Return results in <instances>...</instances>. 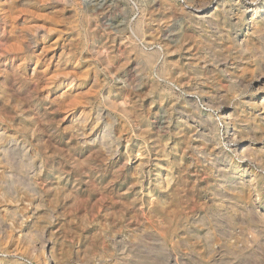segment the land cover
<instances>
[{"label": "rangeland", "instance_id": "obj_1", "mask_svg": "<svg viewBox=\"0 0 264 264\" xmlns=\"http://www.w3.org/2000/svg\"><path fill=\"white\" fill-rule=\"evenodd\" d=\"M2 1L5 10L12 11L17 31L10 36L0 22V53L11 47L6 60L0 54V84L21 101L28 116L27 134L18 121L2 130L7 128L9 138H25L32 146L25 157L29 171L40 166L33 149L39 152L44 167L39 184L46 192L59 177L66 196L58 207L63 217L50 229L58 236L57 249L72 254L69 263L84 264L88 255L96 254L93 264H264V231L258 235L261 245L253 249L232 246L239 239L252 241L256 230L243 215V205L236 211L234 202L228 201L231 197L215 190L221 181L218 171L229 160L238 162L233 144L224 141L223 108L230 107L231 113L241 99H262L264 72L255 74L241 97L239 83L214 73L215 68L221 70L226 56L237 63L236 51L227 52L222 60L218 54L225 51L216 41L215 28L195 30L186 18L187 12L199 11L203 1L211 2L215 12L220 10L217 2L227 0H168V8L156 6L159 0H33L29 6L20 0ZM152 13L155 30L136 34V21L142 17L147 24ZM37 29L41 33L28 51L27 40ZM129 44L136 46V52H126ZM147 55L158 56L153 65L147 63ZM164 63L168 71L162 77L159 66ZM69 87L71 95L63 103L61 95ZM82 112L92 118L91 126L78 122ZM180 113L191 117L194 130L198 122L193 115L210 117L220 128L218 145L211 138H197L196 131H186L180 142L174 134L175 129L185 130L176 121ZM92 131L105 135V147L100 142L84 144ZM163 141L169 148L179 147V154L169 158L179 176L177 190L157 183ZM140 150L148 151L147 158L140 156ZM255 171L264 173V166ZM19 173L15 165L0 164V177ZM161 198L174 203L179 224L168 238L162 217L155 212ZM226 242L229 248L224 247Z\"/></svg>", "mask_w": 264, "mask_h": 264}, {"label": "bare ground", "instance_id": "obj_2", "mask_svg": "<svg viewBox=\"0 0 264 264\" xmlns=\"http://www.w3.org/2000/svg\"><path fill=\"white\" fill-rule=\"evenodd\" d=\"M32 1L33 0H20V3L29 6ZM185 1L190 2L191 0ZM10 2L12 4H15L18 1L10 0ZM202 3L203 5L199 7V11H189L186 13V18L190 24V27L201 32H207V29L215 28L214 31L217 32L215 34L217 36L216 41L220 42V46L222 47L223 51H225L223 54H218V57L222 58V60L227 52L229 54L231 50L236 51L237 63H231L229 59H226V56L221 64V70L215 68L214 73L220 72L222 73V75L224 74L225 77L230 81L239 83L240 87L238 89V93L241 97H244V95L248 92L246 87L249 86V84L251 85L255 74L259 71L264 72V49L261 48V46L264 47V0H227V2L223 3L217 2L216 6L219 7L220 10L216 9L215 12H212L213 7L211 8V2L209 3L203 1ZM169 5L170 2L168 0H159L156 4V6H161L164 8H168ZM178 8L179 10H184L180 6ZM146 10L148 11V8ZM155 13H152L147 24L146 21H144V18L140 16L141 18L136 21L134 26V31L136 32V34H144L146 32V29L153 30L155 28L157 22L156 17H154ZM12 16V11H6L4 2L0 0V22L6 28L5 32H8L10 36L15 34V32L17 31L13 23ZM161 22L162 21H160V23ZM221 26H224L226 30H220ZM245 28H247V32L243 37H241V34L244 32ZM40 33L41 32L39 31V29H37L35 30V36L30 35L26 44V48L28 49V51L32 50L34 45H36L35 38ZM124 40V38H121V45H123ZM19 43L21 42L19 41ZM9 49H11V47L4 48L2 50V53H0L1 57H3L5 60L10 55ZM136 50L137 49L134 44H129L128 46H126V52L133 53L136 52ZM173 53L174 52H172V54ZM194 53L195 52H193V54ZM114 56L115 55L113 53L111 58L115 59ZM157 58L158 56H152L147 60V63L153 65V61ZM107 62L109 63V61ZM233 65H235L234 69H229ZM167 71L168 69L165 63L159 66V73L162 77L166 75ZM36 72L37 71L34 70L31 76L35 75ZM8 78L9 76L7 75L6 79ZM21 78H27V75L22 74ZM70 89L71 87H69V89L61 95L63 103L66 102L64 101V99L71 95V93H67ZM124 105H126L125 102ZM0 106H3L6 110L4 114L0 113V164L2 166L15 165L19 168L20 171L19 174H16L14 176H10V174H7V176L0 177V264H29V262L34 264H72L69 263L72 254L66 252L63 248L57 249L58 236L55 235V233L50 229L53 225L58 223L61 217H63L58 207L66 196L62 190L61 183L58 181L59 177L55 178L58 182L54 181L53 184H51L52 188L50 189V192H46V190L42 188V185L39 184V180H43V178L41 177L43 176L42 174L44 169L39 152L33 149V152L35 153L34 158H39L38 160L40 166L38 167V169H35L33 163L32 166L34 168L32 171H29L31 165H29V163L25 161V157L28 156L31 152L30 149H32V146L29 145L28 141L25 140V138L20 139L18 136L9 138L7 135V128H5L4 131L2 130L3 127L8 125L10 127H13V125L18 121V124H21V126H23L24 134H27V132L25 131H27L26 128L28 126V116L26 112L21 108V101L15 98V96L11 95L6 88L1 86V84ZM238 107V109L234 108V110L229 113L230 107L227 106L223 108V111L221 113L224 118V141L233 144V153L235 154L237 158L236 160H238V162L229 160L228 164L224 166V170L218 171V173L221 174V181L219 182L220 186H216L215 190L219 189V191H225V195L223 197H231L228 198V201L234 202L233 208H235L236 211L237 208L241 209L243 205V215L247 217L251 223L254 224V228L256 230V233L252 236V241L249 239V241L247 242L245 239H239L241 241L231 245L234 247H238L237 245L240 244L241 248L243 249H253L255 246L257 247V245H261L258 235H260L264 231V173L257 172L258 170L255 171L256 167L264 166V96L260 100L250 99L248 101H245V99H241ZM15 108H19L18 112H15ZM171 108H173V104L171 105ZM196 109L197 108H195V110ZM248 110L249 112L247 113ZM178 117L179 118L176 120L177 123L181 124V127H185L184 132L183 128L175 129L177 131H175L174 134L178 136L180 142L184 141V136H186L188 133L190 134L191 131H196L197 138H200L202 140L211 138L215 141L214 144L216 143V145H218L220 128L215 125V122L210 117L203 119L201 116L198 117L196 115H193L192 119L195 122H198V126L195 127V130L188 119L191 117H187V115H185L184 113L178 114ZM78 122L86 123L87 127L93 124L92 118L85 112L81 113ZM199 130H201V132ZM186 131L188 133H185ZM99 133L94 134L92 131L90 134H88L87 137H84V144H88L89 142H93L94 144L96 142H100V145L102 147H105L106 137L104 134ZM6 139L10 140L8 141L7 145L4 144V141H6ZM247 142L249 144H247ZM8 144H11V146H9ZM256 144L263 145L258 147L255 146ZM162 147L163 149L159 151V158H157L159 159L157 163V183L159 185L166 183L168 187L173 186L177 190L180 186L178 178L179 176H177L176 169H174L173 167V163L169 162V158L172 153H174L175 156L179 154V147H177L176 144L175 146L169 148L168 142L166 141H163ZM140 152V156L142 158H147V156H145V152H148L147 150H140ZM136 156H138L139 158V155ZM143 166L144 162H141V164H139L137 167V173L140 176L142 175L141 169H143ZM210 170L212 171L213 168H211ZM24 171H27L30 175L22 174L24 173ZM162 171L166 172L165 176L160 175L163 174ZM1 172L6 175L4 170H2ZM47 178L46 180L44 179L45 182L49 180V178ZM174 206V203L171 204L163 198L159 199L155 205V212L157 214H160L162 217L164 225L162 228L166 231L167 238L171 237L172 235L174 236L175 233L179 230V224L177 223V218L175 216L176 212ZM224 247L229 248V242H226ZM96 257V254L88 255V258L85 260L84 264H93L92 262Z\"/></svg>", "mask_w": 264, "mask_h": 264}]
</instances>
